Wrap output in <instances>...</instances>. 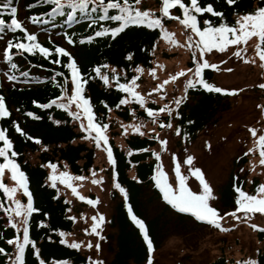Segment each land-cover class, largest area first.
<instances>
[{
  "label": "trees",
  "instance_id": "trees-1",
  "mask_svg": "<svg viewBox=\"0 0 264 264\" xmlns=\"http://www.w3.org/2000/svg\"><path fill=\"white\" fill-rule=\"evenodd\" d=\"M5 2L6 0H0V19L7 23L11 17L7 10L3 9ZM184 2L187 3V0ZM199 3L201 6L211 4L214 10L224 13L226 21L229 23H234L238 14L251 12L257 7L264 6V0H236L232 5H228L225 0H199ZM9 7L17 8L16 18L29 34H36L37 40L42 46L53 50L49 59H44L38 53L21 55L15 49L10 50L12 62L18 66V71L15 73L18 75V80L10 82L7 80V74L11 73L8 72L7 65L2 59L3 49L8 40L22 37L23 34L19 31L8 32L6 29L0 33V45H2L0 96H3L6 109L9 112L8 117L0 118V128L6 129V135L13 144L12 150L19 154L14 159L26 174L34 207L39 210L30 217V239L36 243L39 254L46 264H56L57 261H65L67 264H88L87 257L79 250L61 245L57 232L53 231L58 229L68 234L71 233L74 222L67 217H74V211L71 209L70 202L60 195L59 189L49 186L51 182L47 179L49 174L47 164L54 163L61 167L65 165L73 176H88L96 168L94 165L96 147L94 141L90 147L86 145V140L81 139L84 133L79 129L78 121H72L66 112L57 109L55 105L48 109L37 106L47 103L59 95L60 89L57 87L56 81L63 80L64 77H55V72L61 71L67 74L66 69L50 63L49 60L55 59L54 46H60L70 52L85 79L88 75L95 76V73L92 72L93 67L107 64L110 69H117L118 80L125 83L135 76L137 66L145 70L152 68L154 59L152 46L153 44L157 45L161 39L160 30L130 26L115 39L94 37L91 42H88L87 36L94 35V32L100 27H112L117 23L107 19L99 21V9L93 10L91 4L83 15L79 11L74 12L71 21L66 15L70 9H65L63 16L58 13L55 18L47 17L46 14L50 11V6L40 3L39 0H11ZM137 7L141 10H148L160 18L164 30L172 24H179V19L170 20L161 15V0H141ZM109 14H115V12L110 11ZM169 15H176L182 19V14L178 8L169 9ZM30 16H39L42 20L50 22L32 23L28 19ZM203 19H209L214 25L219 22V18L204 13L198 15L199 26L201 27L203 26ZM92 20H96V23L92 24ZM186 31L190 34V30ZM66 35L74 39L76 43L67 44ZM81 40L85 42L81 43ZM129 53L132 54L131 60L125 59ZM60 59L66 62L65 57ZM189 67H193L191 62L187 63V68ZM102 71L111 75V70L102 69ZM20 72H27L28 76H19ZM202 78L205 82L215 86L210 69L203 70ZM84 95L90 99L94 118L101 124H107L106 117L110 113L125 123L130 122L131 119L144 123L151 122L143 110L136 105L117 107L120 98L126 97V94L120 93L116 89L115 82L109 87L105 86L99 78L87 80ZM229 98L231 97L228 94L205 91L198 85L196 88H188L185 99L181 101L179 106L174 105L173 107L174 117H157L159 128L157 130H162L159 126L161 122L173 123L174 128L177 126L180 128L179 144L183 142L184 146L191 145L201 132L215 125L220 115L230 109ZM146 107L155 110L160 106L149 103ZM28 112L33 113L35 118L26 115ZM55 120L60 121V123H54ZM12 121H16L25 133L24 136L15 131L12 127ZM189 121L191 123H188ZM29 136L32 139H28ZM156 136L154 134L150 136L130 135L125 139L124 150L115 145L114 134L108 137V143L115 161L114 167L109 165L111 176L115 170L117 182L126 189L130 208L146 226L154 251L159 249L170 230L174 233L182 232L186 228V224L194 220L190 214L177 212L172 214L169 206L161 201L159 190L155 188L154 181L151 180L153 170L158 163L151 155V152L155 151L154 148L159 144L158 140L153 139ZM36 140H39L40 143H36ZM141 148H147L149 151H135ZM129 151H132L131 155H129ZM157 153L160 156L159 163L161 164V153L160 151ZM105 156L107 158L106 153ZM0 162H3L2 158H0ZM240 162L243 164L245 159H241ZM42 165L44 166L42 167ZM133 177H137L140 182L137 183ZM2 182L6 186L5 180ZM251 182L247 190L251 194H255L258 182L256 180ZM233 183L241 187L242 190L246 186L244 179H236L235 181L232 179L223 186L219 195V209L223 211L222 213L231 212L235 209ZM20 200L26 202L23 195H21ZM111 200L114 205L108 227L115 229V236H108L111 239L114 238L115 245L112 250V259L106 264H146L148 256L146 245L143 243L139 230L127 217V210L123 207V197L118 192H112ZM0 203H4L2 193H0ZM153 205L158 207L159 211L149 218L148 208ZM80 206L84 207V205ZM169 213H171L170 216ZM41 221L44 226L37 227L38 222ZM6 222L7 218L0 209V247H3L6 252H11L12 246L7 245L6 240L16 233L14 229L5 227ZM193 224L203 226L206 223L194 220ZM256 239L264 244V231L256 230ZM7 259L6 255H0V264H5ZM24 259L25 264H37L31 255V246H26ZM256 260L258 264H264V249L260 250ZM211 264L228 263L221 257Z\"/></svg>",
  "mask_w": 264,
  "mask_h": 264
},
{
  "label": "snow or ice",
  "instance_id": "snow-or-ice-1",
  "mask_svg": "<svg viewBox=\"0 0 264 264\" xmlns=\"http://www.w3.org/2000/svg\"><path fill=\"white\" fill-rule=\"evenodd\" d=\"M39 2L46 6H50V11L46 14L47 17L50 18H55L58 13L63 16L65 14L64 10L70 9V11H67L66 15L68 20L71 21L73 19L74 12L79 11L80 14L83 15L85 14V10L89 7V4H91L93 10H96L97 8L99 9V21L107 19L112 22H117L115 26L100 27L99 30L94 32V35H88L86 38L88 42H91L94 37H110L115 39L130 26H135L144 27L149 30L159 29L160 38L168 41L169 43L175 44L172 35L164 30L160 18L154 16L148 10H141L137 7V5L141 3V0H106V2L105 0H39ZM225 2L228 5H232L236 2V0H225ZM10 3L11 0H6L3 5V9L7 10L8 15L11 18L7 23L3 19H0V33H3L6 29L8 32L15 33L19 31L23 34L22 37H16L14 40H8L2 53V59L7 65L8 72L11 73L7 74V80L15 82L18 80V75L15 74L18 71V66L16 63L12 62V53L10 50L15 49L21 55L24 53L30 55L38 53L44 59H49V57L53 54V50L49 47L42 46L38 42L36 34H29L26 31L16 18L17 8L9 7ZM161 3L162 7L160 8V13L164 18L170 20L179 19V24L182 25L184 29L190 30V34L186 35L184 46H186L191 52L193 65V67L176 72L175 75L169 76L168 79L156 85L152 91L161 93V101L165 100V96L163 95L164 86L170 81H175L179 77L185 76L186 73L191 74L185 81L186 90L188 88H196L198 85L205 91L228 95L234 94V92H230L207 83L202 78L203 70L209 68L215 70L217 68L216 63H209L205 58L206 53H212L213 49H215L218 53H223L230 45L238 46L232 55L240 57V46H243L247 41L255 38V52L259 58L260 67L264 68V6L257 7L251 12L238 14L235 22L229 23L226 21L223 12L214 10L211 4L201 6L199 0H187V3L184 2V0H161ZM173 8H178L179 12L182 14V19L176 15H169V9ZM110 11H114L115 14H109ZM204 13H208L212 17L219 18V22L214 25L209 19H203V26H199L198 15H202ZM28 19L32 23L50 22L42 20L39 16H30ZM91 23L95 24L96 20H92ZM65 40L69 45L76 43L74 39L67 35L65 36ZM80 42L84 43L85 41L81 40ZM152 47L155 49L156 45L153 44ZM54 56L55 59H51L49 62L66 69L67 74L61 71L55 72V77H64L63 80L56 81L57 87L60 89L59 95L55 99L37 106L42 109H48L55 105L57 109H61L66 112L67 116L70 117L72 121H79V129L82 133H84V135L81 136V139H91L94 141L95 147L98 149L102 148V150L107 154V163L109 165H113V167L115 166L114 156L108 143V137L105 135V130L108 128V125L101 124L94 118V111L90 103V99L86 98L84 95L85 83L87 80L99 78L103 81L105 86H111V84L115 82L116 89L120 93L127 94L126 97L120 98L117 107L120 105L130 104L134 101L137 105H139L153 124L157 123V117L161 113H167L168 116L171 117L173 113V107H170L171 104L176 106L181 104V99L176 98L175 100L164 103L161 107L155 110L150 107H146L145 98L139 92L135 91L137 86V77L134 76L131 80L121 83L118 80L117 69L112 68L111 75H109L107 72L102 71V69H107L109 65L102 64L92 68V72L95 73V76L88 75L85 79L84 74H82L78 69L73 56L65 48L54 46ZM61 57H65L66 62L62 61L60 59ZM125 59L131 60L132 54L129 53ZM244 62L247 63L248 61L245 60ZM220 63H224V61H221ZM135 71L139 73L141 72V68L137 66ZM154 71V69L150 70V72L153 73ZM19 76L27 77L28 73L20 72ZM258 87L264 89V83L258 84ZM149 95H151V93H149ZM33 103L35 104V101ZM105 107H107V105H105ZM26 115L35 118L31 112L26 113ZM8 116L9 112L6 109L5 100L3 96H0V118H6ZM133 117L135 118L134 113ZM49 118L51 119V117ZM53 122L56 124L60 123L58 120ZM188 123H191V121ZM159 126L160 128H171L172 124L161 122ZM12 127L21 136L25 135L16 121H12ZM128 127L131 128L133 133H137L140 132L143 125L141 123H136L128 125ZM248 131L254 138L255 149L259 152L258 163L259 165L264 166V130H262L259 135H257V130L255 128H249ZM175 133L176 135H180L179 126L175 128ZM140 134L143 135L142 132H140ZM27 138L32 139L30 136ZM153 139L158 140L159 151L163 152L165 150L166 141L159 138V136L153 137ZM0 142H2V145H0V158H2L3 161L0 162V177H3L5 171H7V173L10 174V179L14 182L13 187H7L2 181H0V193L3 194L4 200V203H0V209H2L4 216L7 218L5 227L14 229L16 233V235L6 240V244L12 246L13 250L11 252H6L3 247H0V255H6L8 257L5 264H25L24 258L26 246H31V255L34 257L35 262H37V264H46L45 260L42 259L39 254V249L36 243L30 239V217L34 212L39 210L34 207L33 197L28 187L26 174L21 170L19 164L14 159L19 154L12 150L13 144L6 135V129L0 128ZM35 142L40 143L39 140H36ZM253 150V148H249L244 155H248L253 152ZM135 151L147 152L149 149L141 148ZM131 154L132 151H129V155ZM151 155L158 162L153 170L151 180L154 181L155 188L159 190L162 200L167 205H169L177 213L190 214L196 222L206 223L207 225L222 232L228 230L227 228L222 227L220 223L224 217L220 216L218 211L214 207L210 206V201L216 197L214 196L209 183L206 182L202 171L193 166L194 158L191 155L186 156L182 163L183 165L188 166V173L195 177V179L199 182L198 192H193L187 185L186 181L189 177L182 173L181 165L177 163L175 153L171 156V164L174 165L171 171L175 174L174 184L169 182L168 175L163 171L162 165L159 163L160 156L158 153L156 151H152ZM43 166L44 165H42V167ZM47 168L52 170L49 172L47 177L48 181L51 182L49 185L50 187H56V182L59 181L60 184L70 189L72 195L78 200L86 201V203L92 207L97 205V200L86 199L84 196L79 195L76 188L73 187L70 182L73 180L82 181L85 180L86 177L71 176L66 171H59L57 173V165L54 163H48ZM91 174L93 176L91 181L92 184L95 185L101 182L100 180L95 179V172H92ZM133 179L136 180L137 183L140 182L137 177H133ZM233 180L235 181L236 177H233ZM249 183L252 182L249 181ZM112 187L118 191L121 197H123V207L127 210V217L131 223L136 226L139 230V234L143 238V243L146 245L148 254L146 264H153V243L146 231L144 222L139 219L130 208L126 189L121 186L119 182H117V172L115 170L112 172ZM233 189L235 192V209L234 211L224 213V216H230L232 220H240L241 216H238L237 213H241L245 221H247L252 218L251 214L253 213H260L264 215V183L259 184L255 188V194H249L243 191L241 187L237 186L235 183H233ZM17 191L22 192L23 197L26 198V202H22L20 199L15 198ZM83 218V215H81V219ZM67 219L72 220L75 223V217L68 216ZM90 219L91 234L98 237L99 240H103L104 237L101 236L98 231L101 225L105 223L103 214L96 212V214L92 215ZM42 226H44L43 222H38L37 227ZM250 227L253 230L264 231V228H258L256 224H251ZM53 231L57 232L59 236V243L61 245H66L68 248L75 250H79L81 248V244L76 241L71 243L66 241L65 237L68 233L58 229ZM85 232L87 234L88 230L85 229ZM49 239H51V237H49ZM85 246L87 248H91L92 244L89 242ZM95 247L98 251L100 247L99 243H97ZM56 264H67V262L57 261ZM88 264H102V262L89 258ZM236 264H258V261L255 258L249 257L236 261Z\"/></svg>",
  "mask_w": 264,
  "mask_h": 264
},
{
  "label": "rangeland",
  "instance_id": "rangeland-1",
  "mask_svg": "<svg viewBox=\"0 0 264 264\" xmlns=\"http://www.w3.org/2000/svg\"><path fill=\"white\" fill-rule=\"evenodd\" d=\"M165 31L172 35L175 44L161 38L153 51L152 68L149 70L141 68L139 73L135 71V77H137L135 91L145 98L146 105L153 103L161 107L164 103L176 98H180L181 101L185 99V81L191 75L190 73H186L185 76L170 81L164 86L165 100L163 101L160 100L161 93L152 91L157 84L168 79L169 76L175 75L176 72L186 69L187 63H192L191 52L184 46L186 35L189 34L188 31L180 24H172ZM254 39L252 38L240 46V57L232 55L238 46L231 45L223 53H218L215 49L212 53H206L205 58L208 62L217 64L215 70L209 68L212 72L213 84L234 92V94L229 95L231 97L229 98L230 109L220 115L215 125L201 132L191 145L184 146L183 142L179 144L180 137L176 135L173 125L171 128L166 127L158 131L157 123H144L136 119H131L130 122L125 123L112 113L106 117L108 128L105 130V135L110 137L111 134H114V143L122 150L125 149V139L133 134L139 136L154 134L164 139L166 146L165 150L160 152L161 165L163 171L168 175L169 182L174 184L175 181V174L171 171L174 167L171 164V156L175 153L177 163L181 165L182 173L189 177L186 181L187 185L193 192H198L199 182L188 173V166L182 163L186 156L191 155L194 158L193 166L202 171L206 182L209 183L216 197L210 201V206L214 207L218 214L224 217L220 223L222 227L228 229L222 232L205 224L195 226L192 221H189L182 232L174 233L170 230L167 233L159 249L152 253L153 264H211L221 257L228 264H236V261L249 257L256 259L260 250L264 249V244L256 239V230L250 227L251 224H256L258 228H264V215L253 213L251 214L252 218L245 221L242 214L237 213L241 219L232 220L230 216H224L223 211L219 209L220 192L233 177L246 181L243 191L249 194H251L247 190L250 185L249 181L256 180L258 185L264 183V166L258 163L259 152L255 149L254 138L248 131L249 128H255L257 135H259L264 130V89L258 87V84L264 83V68L260 67V61L255 52ZM1 48L2 45H0V56ZM245 60L248 62L245 63ZM221 61L224 63H220ZM107 69L111 70L109 67ZM152 69L155 70L154 73L150 72ZM134 105L139 107L134 101L123 106L131 107ZM170 107H174V104H171ZM159 116L168 117V114L161 113ZM174 116L173 110L171 117ZM136 123L143 125L140 129L143 135L140 132L133 133L128 127V125ZM85 143L90 147L92 140H86ZM249 148H253V152L244 155ZM154 149L158 152L159 144ZM241 159H245L243 164L240 162ZM94 165L96 168L88 176H84L86 177L85 180L70 182L79 195L86 199L97 200L98 203L95 207L88 205L86 201L78 200L72 195L71 190L60 184L59 181L56 182V187L59 189L60 195L70 202L71 209L74 211V227L72 232L65 237L66 241L80 243L79 251L87 257V261L91 258L106 264L112 259V250L115 245L114 238L111 239L108 236H115V229L108 227L114 205L111 200V193L118 191L112 187L111 170L102 149L96 148ZM47 170L48 173L52 171L49 168ZM59 171L69 173L65 165L57 166L56 172ZM92 172L96 173L95 179L100 180V183L95 185L91 183ZM69 175L71 174L69 173ZM0 180H5L7 187L14 186V182L10 179V174L7 171L3 177H0ZM21 195L22 192L17 191L15 198L20 199ZM80 205H84V207ZM148 209L149 218L159 211L155 205ZM96 212H100L105 218V223L98 229L101 236L104 237L103 240H99L98 237L91 234L90 217ZM81 215H83V219H81ZM85 229L88 230L87 234ZM89 242L92 244L91 248L85 246ZM97 243L100 245L98 251L95 247Z\"/></svg>",
  "mask_w": 264,
  "mask_h": 264
}]
</instances>
